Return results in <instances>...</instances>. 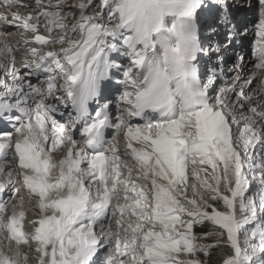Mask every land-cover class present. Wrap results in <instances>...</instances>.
<instances>
[{
	"label": "snow or ice",
	"instance_id": "snow-or-ice-1",
	"mask_svg": "<svg viewBox=\"0 0 264 264\" xmlns=\"http://www.w3.org/2000/svg\"><path fill=\"white\" fill-rule=\"evenodd\" d=\"M0 8V264H264V0Z\"/></svg>",
	"mask_w": 264,
	"mask_h": 264
},
{
	"label": "bare ground",
	"instance_id": "bare-ground-1",
	"mask_svg": "<svg viewBox=\"0 0 264 264\" xmlns=\"http://www.w3.org/2000/svg\"><path fill=\"white\" fill-rule=\"evenodd\" d=\"M21 2L23 4H26V5H29V6L34 5V0H21ZM3 13H4V9L0 8V14H3ZM19 14L22 15V16H25L28 13L26 11L21 10ZM242 22L247 24L249 27H251L253 23L257 22V18L255 16L251 15V20L249 22V18L246 16V18L245 17L242 18ZM18 38H20V33L15 31L14 29H9V34L8 35H6V36L5 35H0V47H2L3 42L5 40H7L14 47L21 48V52H23L25 50V48L23 46H21V45L16 44V40ZM255 39H256L255 36L249 37L248 41L246 42V45H245L243 51H241L240 54L244 55L245 62H246V68H245V71H244V76L246 78H252L253 75L256 74L259 77V80H260L261 78H264V72H260V71H258L257 69L254 68L253 65H254L255 61H254V59H253V57L251 55L252 46H253V44L255 42ZM19 59H20V56H19V54H17V60H18V63L16 65L17 69L21 68V64L19 63ZM229 60L227 61V63L229 62ZM231 61H233V60H231ZM228 64H232V63H228ZM231 66H232V68L226 70V72L229 71L230 74H228V78H229V80H231V83H232V79L235 76V72L233 71V65H231ZM249 76H251V77H249ZM31 79L33 80V82H35V78L34 77H32ZM219 82L220 81H218V84H219ZM253 85H255V80H254ZM258 87H259V81H258V84H257V88L256 87L255 88L258 89ZM256 89H251V88L246 86L245 91H247V92H249V94H251V92L255 91ZM111 92H113V91H111ZM112 111H113V105H112ZM246 114H247L246 108L239 109V115L241 116V118H243L242 120H240L238 118L239 121H240V124L244 123ZM239 115H238V117H239ZM58 119H59V117H58ZM66 119H67V117H65L63 120H61V122H66ZM4 132H7V131L5 130ZM121 148H123V144H121ZM16 203H18V198H17V200H13L12 201V204H16ZM24 208H25V211L27 212L26 221H25V223H27V221H30V220L35 218L34 214H33L34 210L32 209L31 205L27 201H25ZM8 210H9V212H11V204L9 205V209ZM2 239H3V236H2V234H0V240H2ZM0 246H2V245H0Z\"/></svg>",
	"mask_w": 264,
	"mask_h": 264
},
{
	"label": "rangeland",
	"instance_id": "rangeland-1",
	"mask_svg": "<svg viewBox=\"0 0 264 264\" xmlns=\"http://www.w3.org/2000/svg\"><path fill=\"white\" fill-rule=\"evenodd\" d=\"M34 15H35V13H33ZM248 18H249V20H250V15H248L247 16ZM246 18V17H245ZM250 22V21H249ZM228 63H232V61H231V59L229 60V62ZM228 63H226V65H225V71H224V73H223V75H222V77H221V80H220V82H219V84L222 86V85H224V84H231V80H229V78H228V74H230L229 73V71H227L226 72V70H228V69H230V68H232V66L231 65H233V63L232 64H228ZM251 75V74H250ZM253 75V74H252ZM255 76H256V80H255V85H253L252 87H251V89H256L257 88V84H258V81H259V77L256 75V74H254ZM249 77H251V76H249ZM256 87V88H255ZM252 93V92H251ZM246 111H247V109H246ZM248 115H250V113L247 111V114H246V116H248ZM240 120H242L243 118H241V116L239 115V117H238ZM243 122V121H242ZM242 124V123H241ZM200 231V229L199 228H197V232H199ZM3 240V239H2ZM223 252L221 251V250H219V249H214L213 250V252H212V256H211V264H218V262H219V260L221 259V257H222V254ZM31 255V254H30Z\"/></svg>",
	"mask_w": 264,
	"mask_h": 264
},
{
	"label": "trees",
	"instance_id": "trees-1",
	"mask_svg": "<svg viewBox=\"0 0 264 264\" xmlns=\"http://www.w3.org/2000/svg\"><path fill=\"white\" fill-rule=\"evenodd\" d=\"M232 63H233V61H232ZM221 255H223V253L221 254ZM222 258V257H221ZM221 262V259L219 260V262H218V264Z\"/></svg>",
	"mask_w": 264,
	"mask_h": 264
}]
</instances>
